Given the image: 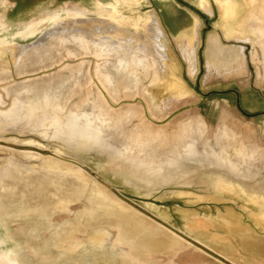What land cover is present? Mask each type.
<instances>
[{
    "label": "rangeland",
    "instance_id": "374dc122",
    "mask_svg": "<svg viewBox=\"0 0 264 264\" xmlns=\"http://www.w3.org/2000/svg\"><path fill=\"white\" fill-rule=\"evenodd\" d=\"M8 2L0 264H264V130L220 102L264 95V0H232L225 20L217 0ZM138 240L172 248L139 261Z\"/></svg>",
    "mask_w": 264,
    "mask_h": 264
},
{
    "label": "bare ground",
    "instance_id": "6f19581e",
    "mask_svg": "<svg viewBox=\"0 0 264 264\" xmlns=\"http://www.w3.org/2000/svg\"><path fill=\"white\" fill-rule=\"evenodd\" d=\"M200 5H205L207 0H198ZM222 6H223V11H222V19L225 20L227 16L231 15L232 12V6L234 3L232 0H217ZM162 17L165 26L169 29L171 34H174L177 30L178 24L180 25L181 28V36L185 41L189 43V35L191 32H193L194 27L192 28L190 25L186 23H179V21L175 18V16L170 12V8L167 7L166 5H162ZM144 27L145 31L147 32V35L152 39V41L155 44V47L161 54V58L165 57L164 50L165 47L159 42L160 40V29L158 26V23L155 18H153L151 15L145 18L144 20ZM190 44V43H189ZM188 45V44H187ZM226 65L232 66L236 65L239 67V64L237 60L235 59H227L224 61ZM60 163L56 162H50L49 166L51 168H59ZM40 194V193H39ZM41 200L40 204L45 205L46 204V199L42 198L41 195H39ZM109 211V210H108ZM119 217L118 225L120 224L121 226H127L129 225L128 223V218L126 216H122L120 213L117 214ZM100 234V231L94 230L91 234L88 235L86 240H94L95 236H98ZM128 236L134 238L136 236V232L133 229H126L122 230V236ZM132 255H134L137 260L139 261H144L142 259V253L147 251V252H153V253H158V254H169V250L172 248V243L169 240H138L136 241L132 246ZM124 264V263H121ZM154 264V263H152Z\"/></svg>",
    "mask_w": 264,
    "mask_h": 264
},
{
    "label": "crops",
    "instance_id": "0c3cea01",
    "mask_svg": "<svg viewBox=\"0 0 264 264\" xmlns=\"http://www.w3.org/2000/svg\"><path fill=\"white\" fill-rule=\"evenodd\" d=\"M8 5V0H0V3ZM229 109H237L253 123L262 126L264 130V95L254 91L242 93H231L220 99Z\"/></svg>",
    "mask_w": 264,
    "mask_h": 264
}]
</instances>
